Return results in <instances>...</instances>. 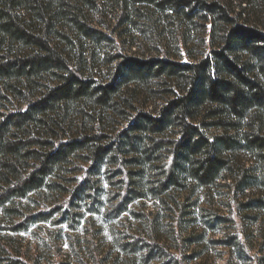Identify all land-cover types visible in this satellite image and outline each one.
Returning a JSON list of instances; mask_svg holds the SVG:
<instances>
[{
	"label": "trees",
	"instance_id": "obj_1",
	"mask_svg": "<svg viewBox=\"0 0 264 264\" xmlns=\"http://www.w3.org/2000/svg\"><path fill=\"white\" fill-rule=\"evenodd\" d=\"M256 1L235 7L234 0H0V206L50 188L48 179L75 158L99 165L121 151L138 169L165 150L170 162L155 203L163 206L171 188L222 181L234 202L228 216L264 209V27L248 12ZM109 6L124 42L131 30L157 44L166 23L186 43L209 26L206 54L189 63L115 55L112 82L95 84L93 70H81L83 44L97 34L88 13ZM151 82L169 97L144 111L139 94ZM116 116L126 125L112 136L103 124Z\"/></svg>",
	"mask_w": 264,
	"mask_h": 264
},
{
	"label": "rangeland",
	"instance_id": "obj_2",
	"mask_svg": "<svg viewBox=\"0 0 264 264\" xmlns=\"http://www.w3.org/2000/svg\"><path fill=\"white\" fill-rule=\"evenodd\" d=\"M248 12L251 21L264 27V0L256 1ZM113 18L110 6L88 13L87 24L97 34L83 44L81 70L85 76L93 70L95 84L112 82L110 61L115 55L189 63L206 54L209 26L205 33L198 26L199 32L186 43L170 33L166 23L165 38L157 44L131 30V38L124 42L112 28ZM71 64L78 67L74 60ZM150 86L139 94L147 102L144 111L157 110L169 97L157 82ZM122 94L123 98L129 95ZM119 118L110 117L102 125L105 133L113 136L126 125ZM124 153L99 165L86 157L75 158L60 177L48 179L50 188L0 206V264H264V209L228 216L226 206L234 202L221 188L222 181L208 187L189 184L180 192L171 188L161 206L153 197L170 162L166 151L150 163L143 160L147 164L138 169L130 163L133 156ZM243 160L251 165L246 157ZM83 183V192L77 195ZM130 192L134 198L120 213L121 200ZM256 194L255 190L246 196ZM172 198L179 204H173ZM42 213L47 216L36 223Z\"/></svg>",
	"mask_w": 264,
	"mask_h": 264
}]
</instances>
